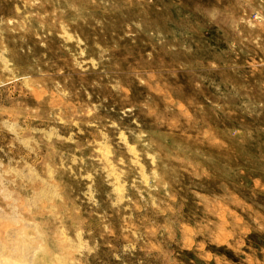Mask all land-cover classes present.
<instances>
[{"label": "rangeland", "instance_id": "obj_1", "mask_svg": "<svg viewBox=\"0 0 264 264\" xmlns=\"http://www.w3.org/2000/svg\"><path fill=\"white\" fill-rule=\"evenodd\" d=\"M0 246L264 264V0H0Z\"/></svg>", "mask_w": 264, "mask_h": 264}, {"label": "bare ground", "instance_id": "obj_2", "mask_svg": "<svg viewBox=\"0 0 264 264\" xmlns=\"http://www.w3.org/2000/svg\"><path fill=\"white\" fill-rule=\"evenodd\" d=\"M5 241V240H4ZM3 241V242H4ZM5 243V242H4ZM1 245H2V243H1ZM5 245V244H4ZM1 247V246H0ZM6 248H8L7 246H6ZM1 249V248H0ZM9 249V248H8ZM2 251H3V249H2ZM1 253V252H0ZM5 253H6V251H5ZM3 254V253H2ZM2 254L0 255V256H2ZM0 264H26L25 262H14V261H10L9 260V257H6L5 259H0Z\"/></svg>", "mask_w": 264, "mask_h": 264}]
</instances>
